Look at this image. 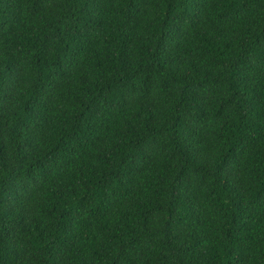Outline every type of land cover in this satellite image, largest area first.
Returning <instances> with one entry per match:
<instances>
[{
  "label": "trees",
  "instance_id": "trees-1",
  "mask_svg": "<svg viewBox=\"0 0 264 264\" xmlns=\"http://www.w3.org/2000/svg\"><path fill=\"white\" fill-rule=\"evenodd\" d=\"M0 264H264V0H0Z\"/></svg>",
  "mask_w": 264,
  "mask_h": 264
}]
</instances>
